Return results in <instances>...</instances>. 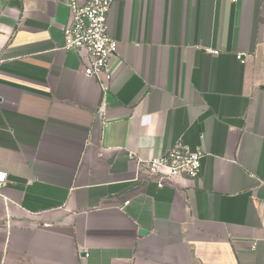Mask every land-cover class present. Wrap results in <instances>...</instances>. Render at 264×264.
<instances>
[{"label": "crops", "instance_id": "obj_1", "mask_svg": "<svg viewBox=\"0 0 264 264\" xmlns=\"http://www.w3.org/2000/svg\"><path fill=\"white\" fill-rule=\"evenodd\" d=\"M109 1L103 92L67 0H0V264H264V0ZM176 144L200 176L143 181Z\"/></svg>", "mask_w": 264, "mask_h": 264}, {"label": "built area", "instance_id": "obj_2", "mask_svg": "<svg viewBox=\"0 0 264 264\" xmlns=\"http://www.w3.org/2000/svg\"><path fill=\"white\" fill-rule=\"evenodd\" d=\"M237 3L239 0H229ZM69 21L63 29L64 50L84 53L88 62L82 72L95 78L103 92L113 79L111 59L116 56L118 43L108 33L107 15L109 0H89L78 3L67 0ZM248 56L240 53L237 59L242 63ZM204 153L192 151L176 144L160 157L138 160L137 173L143 181H152L157 188L174 186L179 181H193L200 176ZM5 182V174L0 173V185Z\"/></svg>", "mask_w": 264, "mask_h": 264}, {"label": "water", "instance_id": "obj_3", "mask_svg": "<svg viewBox=\"0 0 264 264\" xmlns=\"http://www.w3.org/2000/svg\"><path fill=\"white\" fill-rule=\"evenodd\" d=\"M139 234L144 235V234H146V232H144V231H139Z\"/></svg>", "mask_w": 264, "mask_h": 264}]
</instances>
